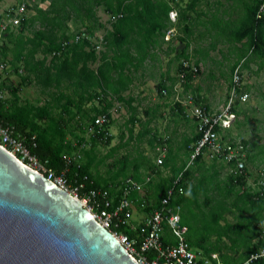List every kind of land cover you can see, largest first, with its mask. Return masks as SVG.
Returning a JSON list of instances; mask_svg holds the SVG:
<instances>
[{
  "label": "trees",
  "instance_id": "1",
  "mask_svg": "<svg viewBox=\"0 0 264 264\" xmlns=\"http://www.w3.org/2000/svg\"><path fill=\"white\" fill-rule=\"evenodd\" d=\"M136 1L142 4L139 0H86L83 2L76 0L74 3L77 6L74 8L78 14L82 10L87 11L89 13L87 18L92 23H99L96 8L104 5L103 8L106 11L124 13L119 19H122L121 25H124L126 18H128L127 15L129 14V18H131L130 15L136 12L133 10ZM181 1L151 0L150 7H147L146 4L141 5L147 15L145 16L146 19H143L140 24L148 25L151 28L149 36L152 37L157 31H164L168 28L169 14L173 8L178 7L179 12L186 9L181 7L184 2L182 1L180 4ZM199 1L188 0L191 5L198 4ZM60 2L62 1L52 0L49 9H42L39 5H34L37 15L33 18H26L25 16L20 25L10 27L0 47V57L2 59L0 61L7 62L9 65V62L13 63V70L17 73L20 72L21 66L23 67L24 75H21L23 83L28 82L30 76L36 73V82L41 86L42 90H47L48 92L49 86L54 87L57 85L56 81L49 85V64H47L49 54L57 51L59 54L53 55V60L61 62V65L62 63H75L78 67V64L83 62V60H71L72 58L70 57L76 56L79 52L85 54L86 50H88L86 46H90L89 41L82 40L78 43L73 42L65 49L62 48V43L72 40L75 33H68V30H66L59 36L58 31L61 29V25H65L64 21H67L68 17H70L69 13L65 11L66 7L61 6ZM159 2L163 10L156 8ZM236 2L239 3L238 8L242 13L239 14V18L235 21L229 22V30L223 34L228 41L224 40V42L236 44L246 39L247 43L244 44L245 47L242 51L243 53L239 55L238 62L229 71L230 85L228 86L229 92L226 103L232 96L233 71L239 63L242 62V73L245 69L256 74L264 71V16L262 18L257 16L262 0H254L252 2L251 0L250 2L247 0H236ZM2 17L3 14L0 15V18ZM37 21L43 27L34 32L33 35L26 34L28 27ZM106 39H110V34L106 35ZM109 42L111 44L108 45L107 52L103 53L102 65L99 66L100 81H97L95 85L89 86L85 96L75 98L60 95L54 97L53 100H46L42 105H36L27 99L23 101L18 94L20 87H15L10 90L11 96L9 98L0 101V122L13 126L15 129L14 135L23 140L31 152L41 162L45 163L48 168L54 170L57 175L65 174L71 188H78L81 197L92 189L103 188L109 191V197L114 200L113 208L117 206L119 196H121L119 187L123 181L133 178L140 182L144 175L153 174L156 178L152 180L151 188L145 196L148 204L145 209L140 207L143 197L137 193L132 195L134 199H140V202H136L139 209L145 213H150L153 209L161 206L163 198L168 195V190L173 185V181L183 173L180 185L184 186V193L179 195L176 192L175 197L171 198V203L182 205L181 223L188 227L186 238L191 247L196 248L197 251L198 247L202 248L201 252L206 256L219 253L221 260L225 264H240L252 254L264 251V184H259L261 178L264 179V167H262L264 164V143L261 144L258 139L255 140L254 138L251 140L241 139L239 141L238 136L241 134L234 135L232 130L234 126L237 129V127H243L244 124L249 122L247 108L244 109L243 107L245 102L241 101L240 96L244 93L248 94V91L251 90V85L242 84L236 88V98L232 106L235 118L236 115H243L246 120L241 122L236 121L234 118L229 127L217 125L214 128L224 140L232 144L243 145L246 164L243 173L231 171V167L235 166L233 162L226 163L215 158L208 163L207 160L209 159L205 156L198 157L193 166L184 170L186 166L185 159L179 162V155L171 150L162 165L157 164L156 160L154 161L150 156L145 155L144 152H139L133 158L129 155H124L121 159L115 161L112 165L114 169H109L106 177L99 173V167L106 163V160L112 158L119 149L128 146L134 137L133 126L127 127L128 137L123 130L120 143L114 145L107 153L99 157L97 154L99 145L104 144L110 147L113 136H106L104 133L90 134L88 138L86 136L88 134V125L94 123L98 115L108 113L113 107L114 100L119 98V96L104 88V86L107 87V83L110 81L109 72L118 71L120 74L125 72V68L130 65V61L126 62L120 49L122 45L114 49V55H109L108 51H112V42L110 40ZM88 52L87 61L96 60V50L89 48ZM39 54L42 55L41 58L38 57ZM9 56H11L12 60L9 59ZM189 57L185 56L183 59L188 60ZM110 58L113 60L111 61V66H109V63H111L109 62ZM83 63L86 68L87 62L84 61ZM252 64L257 66L256 70L252 69ZM33 65L36 66L35 70H33ZM53 68L51 67L50 70ZM183 71L184 68L181 64L179 75ZM60 73L63 74L62 69ZM201 73L199 68L197 75ZM55 78L56 74H54L52 79L55 80ZM57 78L60 79V76L57 75ZM179 79L180 77L178 76L177 82ZM193 79V73L186 71V76L182 83V95L191 88ZM5 83L1 85L3 88L7 86ZM60 85L59 80L58 87ZM98 86L101 89L96 93L93 92L95 91L94 88ZM196 87L200 88L199 86ZM163 88L162 86L158 87L160 95L163 94ZM199 91L198 93H200ZM259 92V94H264L261 90ZM87 94H89V97H86ZM204 97L201 93L198 95L194 93L192 100L197 106L205 109V112L212 113L213 111L209 108V104ZM94 98L98 100L97 105L87 106L89 101ZM175 105L186 121L190 119L186 114V105L178 101L175 102ZM192 119L195 121L196 127L192 130V137H187L184 147L181 148L188 153L187 159L190 155V145L201 136L197 132V119L195 116H192ZM134 120L135 118L133 117L130 121L133 123ZM110 124L108 123L105 126V130H109ZM146 135L145 131L140 133L137 137L138 142H141ZM161 140L162 138L158 135H154L150 140V144L155 148L154 144L161 143ZM88 142L89 147L85 148ZM78 150H80L82 158H76L69 163L65 155H74ZM182 150L180 151L182 152ZM169 167L171 174L164 175V169ZM226 167L228 172L222 178V170ZM254 168L260 169L261 172L256 170L257 174L254 175ZM252 176H256L254 183L249 182V178ZM212 192H216L217 195L215 197L211 196L210 193ZM187 206L199 211L209 212L210 217L208 219H210V223L206 229V236L195 237L194 235L196 234L193 233L192 228L186 224L183 211ZM228 215H233L235 220L227 219ZM121 216L124 217V215ZM136 225L138 226L139 223ZM139 226L137 230L133 229L127 222H120L118 225L111 226L110 229L118 235L125 234L129 238L136 239L137 243L135 246L139 249L142 241ZM213 237H215V240L211 244L209 242L206 244V241L211 240ZM164 240L168 243L174 242V238L171 237L168 229L165 230ZM134 255L136 256V254ZM147 255L151 260L155 257L154 252H149ZM252 264H264V255L255 259Z\"/></svg>",
  "mask_w": 264,
  "mask_h": 264
},
{
  "label": "crops",
  "instance_id": "2",
  "mask_svg": "<svg viewBox=\"0 0 264 264\" xmlns=\"http://www.w3.org/2000/svg\"><path fill=\"white\" fill-rule=\"evenodd\" d=\"M61 1V6L66 7L65 11L69 13L70 17H68L67 21L63 20L65 25H61V29L58 31L59 36H61L60 34L66 30H68V33L71 32L77 34L78 31H81L82 29L86 30L87 28L86 31L89 32V34H91L93 37V41L90 42V46H86L88 50H86L87 52L85 54L83 52H79L76 56L70 57L72 58L71 60L78 59L83 60V62L86 61V68L83 62H80L78 67L75 65V63L71 62L70 63L72 65L62 63V65H64L62 66L61 62L53 60V54H49L47 59V64H49V85H52L55 83V81L57 82V85L54 87L49 86L48 92L47 90H42L41 86L36 82V73L32 74L26 83H23L22 79L21 81L16 80L15 76L18 74L13 70L14 64L9 62L12 71H9L10 73H8L4 80L8 87H2L5 91V99L11 96V89L20 87L18 94L21 96V92L25 90L26 85L32 84L43 96L50 97L49 100H53L54 97L60 95L75 98L85 96V92L87 91L88 87L92 84L95 85L97 81H100L99 66L102 65L103 53L107 52V47L111 44L109 42L110 40L112 42V51H108L109 55H114V49L122 45L120 49L123 52L126 62L130 61V65L125 68V72H121L120 74L118 71L109 72L108 77L110 81H108L107 87L104 86V88L119 96L118 101L120 105L122 108L124 107L127 109V112L129 113V119L126 121L125 127L129 128L133 126L134 133L135 128L139 127L140 130L137 132L138 135L145 131L147 135L143 138V140L147 139L150 146V140L152 139V136L158 135V133L152 128V122L157 118H162L161 122H163V119L168 118L167 115L169 114H171V116H173V114L179 116V111L175 105L176 98L173 87L177 83L183 57L190 56L189 59H192L197 63V65H199L202 73H204L203 70L207 60L218 64L221 62H226L230 59V57H234L233 63L229 64L228 66H223L220 69L217 67V69L220 71L219 75L211 76L213 80H216V83H213V85L218 84L219 81L217 82V80L224 79V82L221 83V85L228 88L230 85L229 71L232 69V66L238 62L239 55L243 53L242 51L245 47L244 44L247 43L246 39L236 44L224 42V40L228 41V39L225 38L223 34L229 30V22L235 21L237 18H239V14L242 13L238 8L239 3L236 2V0H200L198 4L195 5H191L188 0H182L184 2H180V4L182 3L181 7L186 9L184 11L182 10V12H179L178 7L173 8L171 11H176L178 14L176 21L172 20L169 16L170 19H168L167 23L168 28H166L164 31H157L152 37L149 36L151 28L148 27V25L144 26L143 24H140L143 19H146L145 16L147 15L146 11L141 7V5L146 4L147 7H150L151 0H139L142 4H139L136 1V5L133 9L136 12L130 15L131 18H129V14L127 15L128 18H126L124 25H121L122 19L119 20L121 16L124 15V13H111L106 11L103 8L104 5H100L96 8L99 23H92V21L87 18L89 14L87 11L85 12L82 10L80 14L77 13L74 8L77 6L76 3H74L76 0ZM78 1L83 2L86 0ZM247 1L250 2V0ZM252 1L254 0H251V2ZM51 2L52 0H0V15L4 14L10 7H17L24 3L27 5V11L25 14L26 18H33L37 15L34 5H39V7L42 9H49ZM137 8L139 9L137 10ZM156 8L162 9L160 2ZM114 14H121V16L118 17L114 23H112L110 21V17ZM42 27L43 26L41 23L37 21L28 27L26 34L33 35L34 32L40 30ZM168 30H172L174 35L172 34L168 37ZM107 34H110V39L108 40L106 39ZM101 38L104 39V42L102 43L104 48L102 49L101 47L102 50H96L95 44H99ZM89 48H94L96 50V60L87 61ZM213 53H215V56L212 55ZM38 57L41 58L42 55L39 54ZM9 59L12 60L11 56H9ZM111 61H113L112 58L109 59V62ZM111 64L112 62L109 63V66H111ZM36 65L38 64L36 63ZM51 67L54 68L50 70ZM35 69L36 66L33 65V70ZM61 69L63 70V74L60 73ZM23 71V67L21 66L20 72ZM54 74H56L55 80L52 79ZM57 75L60 76V79L57 78ZM197 77L199 76L194 75V79L191 84L193 83L195 86L191 85V88L188 90V92L192 90L190 96L193 97L194 93L197 95L200 93L203 94L205 96L204 98H206V102L209 104V108L213 112H218L225 105L227 99L224 102H216V105H221L216 106L214 99L209 97L210 94L203 91V87L198 81ZM59 80L61 83L60 87H58ZM9 85L11 86L9 87ZM159 86L164 87L163 90H167V94L160 95L158 91ZM196 86H199L200 88H197ZM100 89L101 87L99 86L95 87V91L93 92L96 93ZM198 90H200V93H198ZM184 95H186V93ZM86 97H89V94H87ZM97 103L98 100L94 98L89 101L87 106H96ZM191 104L192 107L187 106L186 109L187 117L190 118L187 119V121L190 123L189 132L185 134L184 130L181 131L182 142L180 141V143H178L177 138L174 136L171 138L172 135L168 134L159 136L162 138V142L154 144L155 148L154 146H151L156 151L157 146L167 144L166 156L172 150L173 152L177 153V155H179V162L184 159L186 161L187 159L188 153H186L184 149L183 151L181 148L184 147L187 137H192V130L194 127H196V123L192 119L191 112L192 108L197 105L193 102V100ZM115 109L116 108H114V110ZM140 111L143 113L144 119L140 116ZM133 117L135 120L132 123L130 120ZM166 124L167 126L165 127H169L168 122ZM174 132L176 134L179 133L178 128L173 126L172 133ZM143 140L141 142H143ZM180 150H182V152ZM181 153L184 154V159L182 160H180ZM157 155L158 153L156 152V156ZM153 160L155 161L156 158H153ZM210 161L212 160H207L208 163ZM165 170H168L169 174H166ZM259 171L261 172V170ZM164 173V175H170V167L164 169ZM155 178L156 176L154 175L153 180ZM255 178L256 176L254 179ZM198 252L201 251L198 250ZM214 254H217L218 259L221 260L219 253H213L211 256L207 257L212 258Z\"/></svg>",
  "mask_w": 264,
  "mask_h": 264
},
{
  "label": "built area",
  "instance_id": "3",
  "mask_svg": "<svg viewBox=\"0 0 264 264\" xmlns=\"http://www.w3.org/2000/svg\"><path fill=\"white\" fill-rule=\"evenodd\" d=\"M27 11V5L21 4L17 7H10L0 18V47L4 42L6 32L10 27L18 26L25 18ZM121 14L112 15L110 21L114 23ZM172 16L175 17L176 13L173 12ZM258 18L264 16V0H262L258 12ZM173 34L172 30L167 31V36ZM82 40L89 42L93 41V37L86 30H82L75 34L74 38L70 41H64L62 48L65 49L73 42L78 43ZM104 39H100L99 44H95V48L100 50ZM59 54L54 52L53 55ZM182 65L184 71L180 73L179 81L174 85L173 90L176 95V101L181 102L183 105L191 104L192 98L187 101H183L181 98V91L183 90V80L186 76V71L196 73L198 67L191 63L189 60H183ZM242 63H240L233 72V87L232 96L228 102L218 112L208 113L205 112L200 106H194L192 108V116H195L198 122L197 132L201 134L190 145V155L186 160V166L184 170H187L193 166L200 156H205L210 160L218 159L226 163L233 162L235 166L231 167V171L235 173H243L245 169V152L242 144H232L227 140L221 138L214 128L219 125L222 127H229L235 118V114L232 111V106L236 98V88L243 84V73L241 70ZM10 71V65L7 62L0 61V101L5 99V91L2 88V83L7 77ZM163 94H167V90H163ZM242 102L247 101L248 94L244 93L240 96ZM111 111L108 113L100 114L96 117L95 122L88 126V134L104 133L106 136H110L111 131L105 130V126L111 122ZM14 127L6 125L0 122V144L8 149L11 153L16 155L22 162L35 170L42 172L49 179L56 182L62 188L70 191L74 196L80 198L84 203V206L92 211L96 219L102 223L105 227L110 229L113 225H118L120 222H127L133 229L140 227V235L142 241L139 249L135 246L136 239L129 238L127 235H118L121 241L126 245L129 251L136 257L142 264H223L218 259V255L214 254L212 258L203 255L202 252H198L191 247L187 241L186 234L188 227L181 223V204L171 203V198L175 197V193L179 195L184 193V186L180 185L182 174L181 173L174 181L172 187L168 190V195L163 198L161 206L153 209L150 213L144 215L139 225L132 223L133 213L135 210L136 202H140V199H134L133 194L137 193L143 200L141 201V208H146L145 196L148 193L149 186L153 180V174L146 175L142 178V181L138 182L133 178H128L120 185L121 196L116 207L113 208V198L109 197V191L103 188L92 189L88 191L83 197L79 195L78 188H71L68 178L65 174L57 175L54 170L48 168L45 163L41 162L36 155H34L30 148L19 137L14 135ZM158 153L156 163L162 165L167 152V144L156 147ZM66 160L70 163L74 159H81L82 155L80 150L76 151L74 155H65ZM259 184H264V179H261ZM121 215H124L122 217ZM168 229L174 242H165L164 234ZM138 230V229H137ZM154 252L155 257L151 260L148 258L147 253ZM264 255V251L252 254L248 259L240 264H252L255 259Z\"/></svg>",
  "mask_w": 264,
  "mask_h": 264
},
{
  "label": "water",
  "instance_id": "4",
  "mask_svg": "<svg viewBox=\"0 0 264 264\" xmlns=\"http://www.w3.org/2000/svg\"><path fill=\"white\" fill-rule=\"evenodd\" d=\"M0 264H142L82 200L0 144Z\"/></svg>",
  "mask_w": 264,
  "mask_h": 264
},
{
  "label": "rangeland",
  "instance_id": "5",
  "mask_svg": "<svg viewBox=\"0 0 264 264\" xmlns=\"http://www.w3.org/2000/svg\"><path fill=\"white\" fill-rule=\"evenodd\" d=\"M103 48L104 47L102 46V49ZM212 55L215 56V53H213ZM0 60H1V57H0ZM233 61H234V57H230V59L227 60L226 62H221L218 64L212 63L211 61L207 60V63L205 64L204 70H203L204 73L198 75L199 77H197L198 81L201 83L203 87V91L210 94L209 97L214 99L215 105H216V102H219V101L224 102L227 99L229 88L221 85V83L224 82V79L217 80V82L219 81L218 84L213 85V83L214 84L216 83V80H213L211 76L219 75L220 71L218 69L222 68L223 66H228L229 64L233 63ZM251 67L254 70H256L257 68L255 64H252ZM11 69L12 68H10V72L12 71ZM17 74L18 75L15 76L16 77L15 79L21 81L20 77L21 75H24V71L18 72ZM243 79H244L243 85L245 84L251 85L250 87L251 90L248 91L249 99H247V101H245V104L243 105L244 109L247 108L249 122L247 124H244L243 127H237V129L234 126L232 130H233L234 135L238 133L241 134L238 136L239 141L241 139L251 140L254 138L255 140L258 139L259 142L262 144L264 143V140H263L264 139V94H259L260 93L259 90L264 92V71H261L259 74H256V73L251 72L248 69H245L243 72ZM192 86H195V85L192 83ZM243 87L245 88V86ZM189 92L186 93V95L181 94V98L183 99V101H187L192 97L190 96V94L192 93V90H190ZM21 96H22L23 101L27 99L28 101H31L33 104H36V105H42L46 102V100H49L50 98L47 96H43L41 93H39V91H37L36 87H34L33 84L26 85L25 90L21 92ZM112 97L117 98L115 96H112ZM217 105L221 106L220 104H217ZM187 106L192 107V104L190 105L187 103L186 107ZM114 108L116 109L114 110ZM110 111L113 117L111 118V122H110L111 123L110 131H111V134H113L112 135L113 139L110 143L111 145L110 147H108L109 145H104V144L99 145L98 150H97V154L99 157L107 153L111 147H113L114 145H118L120 143V139H121L120 137H121V133L123 130L126 132V135H127V127H125L126 121L129 119V113L127 112V109H125L124 107L122 108L118 99H115L113 107ZM167 112H170V111H167ZM178 115L179 116H177L176 114H173V116H171V114H169L167 115L168 118L163 119V122H161L162 118H157L152 122V128L158 133V136L169 134V135H172L171 138L173 136L177 138L178 143H180V141L182 142L181 131L184 130L185 134L188 133L190 123L189 121H186L185 118L181 116L179 112H178ZM140 116L144 119V115L141 111H140ZM235 119L236 121H241V122L246 120L243 115H236ZM167 122H168L169 127L166 128L165 126H167L166 124ZM173 126L175 128H178V131H179L178 134H176L175 132L172 133ZM139 130H140L139 127L135 128L134 139L132 142H130L128 146L119 149L112 158L106 160V163L102 164L99 167L98 171L101 175L103 174L104 176L107 177L108 176L107 171L113 167L112 165L115 163V161L121 159L124 155H129L131 158H133L137 156L139 152H144L145 155L150 156L152 159L153 158L157 159L156 151L149 145L147 139H144L143 142H138L137 132ZM89 135L90 134L86 135L87 138L89 137ZM88 147H89V142L85 146V148H88ZM183 155H184L183 153L180 154V160L184 159ZM83 159H85V157H83ZM262 167H264V164ZM256 170L259 171L260 169L254 168L253 169L254 175L257 174ZM227 172L228 170L226 167L222 170L221 177H224V175ZM165 173L169 174V171L165 170ZM254 177L255 176L249 178L250 183H254L253 182ZM210 195L215 197L217 193L212 192L210 193ZM135 209L137 210H135L133 213L132 223L137 224L141 222V219L145 215V213L141 209H139V207L137 206L135 207ZM183 215L185 217L186 224H188L192 228L193 233L196 234L194 235L195 237L198 238L199 236L207 235L206 229L209 227V223H210V219H208L210 217L209 212L199 211L193 207L187 206L186 209L183 211ZM227 219L232 220V221L235 220L233 215H228ZM214 240L215 239L213 237L211 240H207L206 244L208 242L211 244L212 241ZM198 250L201 251L203 249L198 247Z\"/></svg>",
  "mask_w": 264,
  "mask_h": 264
},
{
  "label": "clouds",
  "instance_id": "6",
  "mask_svg": "<svg viewBox=\"0 0 264 264\" xmlns=\"http://www.w3.org/2000/svg\"><path fill=\"white\" fill-rule=\"evenodd\" d=\"M173 12L176 13V16H175V17L172 16V13H173ZM169 16H170V18H171L172 20H175V21H176V17L178 16V14H177L176 11H170ZM82 30H83V29H82ZM82 30H81V31H82ZM84 30H85V29H84ZM173 35H174V33H173ZM183 60H185V59H183ZM188 60H189L191 63H194V65H196V66L198 67V70H199L200 67H199V65L196 64L195 61H193L192 59H188ZM241 63H242V62H241ZM239 64H240V63H239ZM239 64H238V65H239ZM238 65H237V66H238ZM237 66H236V67H237ZM242 69H243V68H242V66H241V70H242ZM234 70H235V69H234ZM233 72H234V71H233ZM191 73H192V72H191ZM193 75H197V72H196V73H193ZM182 91H183V90H182ZM182 91H181V92H182ZM112 135H113V134H112ZM245 167H246V166H245ZM260 175H261V173H260ZM145 176H146V175H145ZM261 179H263V178H261ZM149 189H150V186H149ZM110 230H111V229H110ZM136 259H137V258H136Z\"/></svg>",
  "mask_w": 264,
  "mask_h": 264
}]
</instances>
